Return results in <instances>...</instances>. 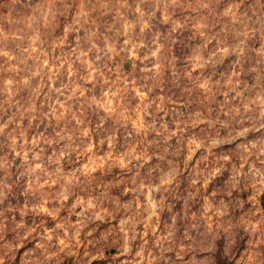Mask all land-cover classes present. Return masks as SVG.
I'll use <instances>...</instances> for the list:
<instances>
[{"label":"rangeland","instance_id":"1","mask_svg":"<svg viewBox=\"0 0 264 264\" xmlns=\"http://www.w3.org/2000/svg\"><path fill=\"white\" fill-rule=\"evenodd\" d=\"M0 264H264V0H0Z\"/></svg>","mask_w":264,"mask_h":264}]
</instances>
